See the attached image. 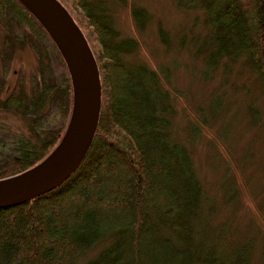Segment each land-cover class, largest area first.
<instances>
[{"label":"trees","instance_id":"obj_1","mask_svg":"<svg viewBox=\"0 0 264 264\" xmlns=\"http://www.w3.org/2000/svg\"><path fill=\"white\" fill-rule=\"evenodd\" d=\"M60 1L85 34L99 67L98 126L86 156L59 185L0 207V264H252L250 239L233 242L217 232L220 226L209 228L215 205L197 171L192 143L172 129L174 102L165 84L169 67L155 70L128 61L125 54L134 50L135 41L119 37L101 0ZM175 1L201 5L212 29L207 62L243 55L264 93V0ZM6 3L10 18L26 24L40 42L34 44L40 66L30 104L42 112L58 104L64 114L40 141H21L15 158L0 164V177L43 158L62 135L71 106L69 75L54 43L21 3ZM132 13L139 22L145 17L143 10ZM44 41L54 47L64 69L55 78L47 72ZM3 106L26 112L19 77ZM92 249L94 255L81 260Z\"/></svg>","mask_w":264,"mask_h":264},{"label":"rangeland","instance_id":"obj_2","mask_svg":"<svg viewBox=\"0 0 264 264\" xmlns=\"http://www.w3.org/2000/svg\"><path fill=\"white\" fill-rule=\"evenodd\" d=\"M101 6L119 37L135 41L134 50L125 54L128 61L170 69L165 84L174 102L172 129L179 139L192 143L197 171L208 200L215 205L209 228L220 226L217 232L233 242L250 239L252 264H264V93L256 74L243 55L207 62L212 29L200 4L101 0ZM7 8L6 0H0V164L15 158L21 141H40L45 129L61 124L64 114L58 104L43 112L30 104L40 66L34 44L40 42L26 24L10 18ZM134 9L144 12L140 22ZM42 47L47 50L49 76H60L64 69L56 50L49 41ZM17 77L26 101L22 113L3 106ZM194 124L196 133L191 131ZM95 252L92 249L81 260Z\"/></svg>","mask_w":264,"mask_h":264},{"label":"water","instance_id":"obj_3","mask_svg":"<svg viewBox=\"0 0 264 264\" xmlns=\"http://www.w3.org/2000/svg\"><path fill=\"white\" fill-rule=\"evenodd\" d=\"M39 22L61 55L71 86V106L62 135L35 164L0 177V207L29 200L65 180L86 156L101 111V79L93 50L60 0H17Z\"/></svg>","mask_w":264,"mask_h":264}]
</instances>
